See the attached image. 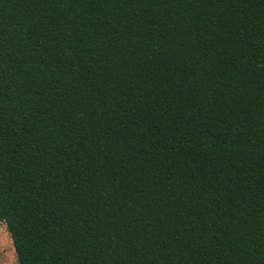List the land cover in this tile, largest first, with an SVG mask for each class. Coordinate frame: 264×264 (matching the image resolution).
<instances>
[{"label":"trees","instance_id":"obj_1","mask_svg":"<svg viewBox=\"0 0 264 264\" xmlns=\"http://www.w3.org/2000/svg\"><path fill=\"white\" fill-rule=\"evenodd\" d=\"M0 223L17 264H264V0H0Z\"/></svg>","mask_w":264,"mask_h":264},{"label":"rangeland","instance_id":"obj_2","mask_svg":"<svg viewBox=\"0 0 264 264\" xmlns=\"http://www.w3.org/2000/svg\"><path fill=\"white\" fill-rule=\"evenodd\" d=\"M0 264H17L12 241L2 223H0Z\"/></svg>","mask_w":264,"mask_h":264}]
</instances>
